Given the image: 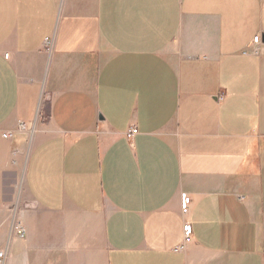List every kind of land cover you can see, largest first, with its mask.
Returning a JSON list of instances; mask_svg holds the SVG:
<instances>
[{
    "label": "crops",
    "instance_id": "1",
    "mask_svg": "<svg viewBox=\"0 0 264 264\" xmlns=\"http://www.w3.org/2000/svg\"><path fill=\"white\" fill-rule=\"evenodd\" d=\"M33 120L15 204L23 134H1ZM0 250L264 264V0H0Z\"/></svg>",
    "mask_w": 264,
    "mask_h": 264
},
{
    "label": "built area",
    "instance_id": "2",
    "mask_svg": "<svg viewBox=\"0 0 264 264\" xmlns=\"http://www.w3.org/2000/svg\"><path fill=\"white\" fill-rule=\"evenodd\" d=\"M260 46H261V37L260 35H255L252 38L251 43L243 50L244 54H252V55H257L260 53ZM45 48L50 49V42L49 39L46 38L45 40ZM8 55H5V57ZM36 131V121H18L16 123V126L13 130L5 131L1 134L3 138L10 139L12 138L16 133H21V134H33ZM136 133V127L131 126L129 129L126 131V137L130 138ZM189 203H190V196L188 194H183L181 197V213L183 216H186L188 214L189 210ZM11 230L17 235L18 237H24L26 230L23 225V223L17 219L13 218L11 220ZM182 234H183V239L186 240L188 239L191 234H192V225L188 220H185L182 223ZM178 249H183L184 248V242L180 243L177 247ZM6 258V253L4 250H0V264H4Z\"/></svg>",
    "mask_w": 264,
    "mask_h": 264
},
{
    "label": "rangeland",
    "instance_id": "3",
    "mask_svg": "<svg viewBox=\"0 0 264 264\" xmlns=\"http://www.w3.org/2000/svg\"><path fill=\"white\" fill-rule=\"evenodd\" d=\"M33 134H30V135L23 134V144L21 147V164H20L19 173L17 174L16 181L14 184V203L15 204L22 203L23 205H27L29 203L28 196L23 189V168H24L23 166H24L25 157L32 144ZM41 215H44V213H41ZM13 218L14 217L12 215L11 219Z\"/></svg>",
    "mask_w": 264,
    "mask_h": 264
}]
</instances>
